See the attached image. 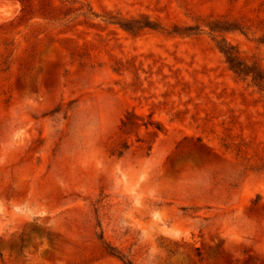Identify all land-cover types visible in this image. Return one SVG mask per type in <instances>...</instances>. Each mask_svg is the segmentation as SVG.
I'll list each match as a JSON object with an SVG mask.
<instances>
[{
  "label": "rangeland",
  "instance_id": "1",
  "mask_svg": "<svg viewBox=\"0 0 264 264\" xmlns=\"http://www.w3.org/2000/svg\"><path fill=\"white\" fill-rule=\"evenodd\" d=\"M0 264H264V0H0Z\"/></svg>",
  "mask_w": 264,
  "mask_h": 264
},
{
  "label": "trees",
  "instance_id": "2",
  "mask_svg": "<svg viewBox=\"0 0 264 264\" xmlns=\"http://www.w3.org/2000/svg\"><path fill=\"white\" fill-rule=\"evenodd\" d=\"M123 28H125L126 30L132 31L133 30V26H131L129 23H125V24H120ZM145 26V25H144Z\"/></svg>",
  "mask_w": 264,
  "mask_h": 264
}]
</instances>
